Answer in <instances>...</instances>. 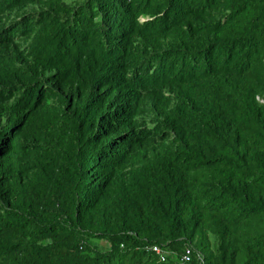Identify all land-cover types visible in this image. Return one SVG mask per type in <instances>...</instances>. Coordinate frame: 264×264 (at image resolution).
<instances>
[{
    "label": "trees",
    "instance_id": "trees-1",
    "mask_svg": "<svg viewBox=\"0 0 264 264\" xmlns=\"http://www.w3.org/2000/svg\"><path fill=\"white\" fill-rule=\"evenodd\" d=\"M189 248L264 264V0H0V264Z\"/></svg>",
    "mask_w": 264,
    "mask_h": 264
},
{
    "label": "built area",
    "instance_id": "built-area-1",
    "mask_svg": "<svg viewBox=\"0 0 264 264\" xmlns=\"http://www.w3.org/2000/svg\"><path fill=\"white\" fill-rule=\"evenodd\" d=\"M153 251L160 256L162 262H166L167 261V257H168V253H165L163 252L160 248L158 247H155L153 249ZM191 255H192V252H191V249H187L186 253L183 254L181 256V258H178L176 259L175 262H173L172 264H187L190 262V259H191Z\"/></svg>",
    "mask_w": 264,
    "mask_h": 264
}]
</instances>
